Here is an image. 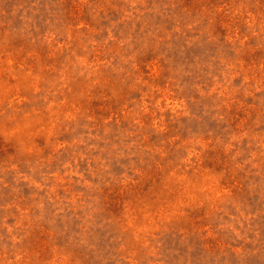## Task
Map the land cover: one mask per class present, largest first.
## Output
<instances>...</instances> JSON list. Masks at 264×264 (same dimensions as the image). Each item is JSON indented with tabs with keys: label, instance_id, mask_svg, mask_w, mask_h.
<instances>
[{
	"label": "rangeland",
	"instance_id": "374dc122",
	"mask_svg": "<svg viewBox=\"0 0 264 264\" xmlns=\"http://www.w3.org/2000/svg\"><path fill=\"white\" fill-rule=\"evenodd\" d=\"M0 264H264V0H0Z\"/></svg>",
	"mask_w": 264,
	"mask_h": 264
}]
</instances>
